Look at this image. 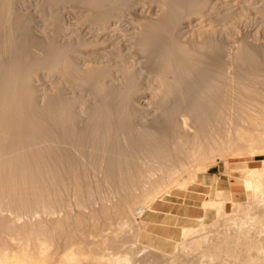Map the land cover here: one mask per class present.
<instances>
[{"label":"rangeland","instance_id":"374dc122","mask_svg":"<svg viewBox=\"0 0 264 264\" xmlns=\"http://www.w3.org/2000/svg\"><path fill=\"white\" fill-rule=\"evenodd\" d=\"M98 1L102 0L77 2L85 6ZM122 1L126 9L115 14L120 21H108L106 26L111 27L110 35L120 27L126 41L107 35L87 37L89 45L61 56L57 65L55 57L36 50L0 52L3 255L7 247L16 251L23 247L32 256L56 262L72 243L76 250L89 252L90 242H97L89 253L98 255L101 242L114 251L127 250L134 242L133 250L141 246L147 250L139 264H161V253L172 252L183 227H196L200 217L206 224L213 222L215 211L205 210L202 204L215 196L214 187L223 189L217 199H229L231 183L242 177L238 169L261 166L264 144L258 135L262 131L264 137V119L261 123L258 119L264 117L259 109L264 107V0H205L206 7L196 13L190 8L193 0ZM1 2L5 11L12 8L9 0ZM37 2L28 1V7H17L18 12L36 14ZM55 15L67 25L77 19L64 11ZM88 15L82 8L77 17ZM168 19L181 20L170 37L167 29L162 31ZM24 21L30 23L27 17ZM42 23L30 24V35L21 41L39 35L46 28ZM75 33L69 30L59 40H72ZM166 33L175 53L148 60L146 41L154 36L161 40ZM143 40L144 48L140 47ZM136 43H142L143 51L136 50ZM203 48L213 49L214 58L201 65ZM260 55L257 72L258 62L253 65V60ZM246 65L251 70L250 86L247 71L242 70ZM195 74L194 79L202 78L205 86L202 112L185 101L187 91L195 89ZM246 81L254 96L249 112L240 105L244 92L238 83ZM252 118L260 125L259 134ZM226 156L233 169L224 165ZM194 169L199 172L189 176ZM235 199L244 200V195ZM9 237L14 242H8ZM148 246L159 250L151 252ZM213 251L205 256L217 255ZM184 253L177 252V260L199 262L201 254L195 253L197 262H191L192 254ZM222 255L212 257L231 264L228 260L233 258L226 256V262Z\"/></svg>","mask_w":264,"mask_h":264},{"label":"bare ground","instance_id":"6f19581e","mask_svg":"<svg viewBox=\"0 0 264 264\" xmlns=\"http://www.w3.org/2000/svg\"><path fill=\"white\" fill-rule=\"evenodd\" d=\"M28 1H31V0H9V4L12 3V5H11L12 8H8L7 11H5L4 6L0 0V52L4 51V53L7 54L13 50H20V51H24V52L36 50L38 52L44 53L47 57H52V56L55 57V59H56L55 64L57 65L59 63L61 56L74 54L75 51H79L82 48H84L86 46V44L89 45L88 43H90V42H88V43L85 42V38H87V37L90 38L92 36L100 37V36L107 35L108 39L113 38L116 40L117 38L120 37L121 41L122 40L126 41L125 35L121 34L124 31L122 32L120 27H118V29H119L118 32L116 31L117 32L116 34L118 35V37H117V35L114 33H113L114 35L113 34L110 35L107 31L111 27L109 28L106 26V23L108 21H111V22L112 21H114V22L120 21L118 19L117 15H115V14H119L121 11V8H122L121 6L125 5V2H123L122 0H104V1L102 0L100 2L98 1L95 4L92 2L93 5H90L89 3L88 4L85 3V6L79 5L81 0H38V2H37L38 5H34V7L36 9L35 10L36 14L18 12V8H21L22 6H26ZM88 1H90V0H88ZM190 2H191V0H190ZM206 2L207 1H205V0H193L192 4H191L192 6H190V8L193 11V13H196L198 11L203 10L206 7ZM86 4H87V6H86ZM26 7H28V6H26ZM82 8L84 9V11L87 10L90 12V15H88L89 17H84V16L83 17L81 16V18L77 17V16H80V11H82ZM125 9L122 8V10H125ZM63 11H64V13H67V14L69 13L70 18H72L71 16L76 15L77 19H75V21H73L71 24L69 23L70 25H67V22L63 21V19L57 18L55 15L56 13H62ZM37 13H38V15H37ZM25 14H27L28 16ZM24 15L28 18V20H30V23H27L26 21H24V20H26V17ZM81 15H82V13H81ZM36 18L39 20H37ZM180 19H182V18H180ZM180 19L176 20V21H173V20L170 21V19H168L167 20L168 22L166 21L167 26H166V28L163 26L165 29H163L162 31L165 32V30L167 29L166 30L167 33H168V31H169V34L171 33V35H169V37L172 36L173 30H175L176 27L180 26V22H181ZM121 20H123V19H121ZM126 21H124V22H126ZM38 22H41V23L43 22L42 24H44V27L46 26V28H44L45 30L43 29L42 32L39 33V35L34 36L33 40L22 42L21 40H22V38H24V36L26 34L30 35V33L28 31L29 25L31 24L34 26L35 23H38ZM128 24H129V22H128ZM69 30H70V32L75 31L76 37L72 40L67 39L64 42L59 40V39H61L59 37L64 36L67 31L69 32ZM167 33H166L167 36H165V34L162 36H164V38L165 37L169 38ZM119 34H120V36H119ZM155 37L156 36H154V38H151L150 41H146L147 45L145 44V41L143 40L144 41V42H142L143 44L139 43V45H138V43H136L134 47L136 48V50L138 49L139 51H143V50H140L139 48L140 47L144 48L145 46H143V45H146L147 47H145V48H147V49L144 50V53L147 54L146 56H147L148 60L152 57L156 58V56H158V54H160L162 57L165 56L167 58L171 54L175 53L176 48L174 46L173 41H172V43H173L172 44L169 42V39L167 40V38H165V39L163 38L161 40L160 39L158 40ZM138 41L141 42V40H138ZM141 44H142V46H140ZM91 46H92V44H91ZM143 48H141V49H143ZM213 51H214L213 49H211V50L206 49L205 50V48H203V52H201V57L199 59V64L202 65L208 59L214 58L213 57V55H214ZM244 58H246V57H244ZM254 60H253V62H254L253 65L256 62H258L257 64L254 65L255 66L254 71L258 72L259 68H260L258 66L260 65L259 61L261 60V55H260V59L254 58ZM6 62H7V59H6ZM244 62H246V61H244ZM262 65H264V64H262ZM246 66L247 67L242 68V70L247 71L248 76H246V77L249 78V79L247 78V80H249L248 85L250 86V81L252 80V79L250 80V71H251L250 65H246ZM254 66H253V68H254ZM194 72H193V74H194ZM194 76L197 77L196 74L192 75V77H193L192 79H194ZM196 77H195V79H196ZM195 79L192 80V82L194 81V86H195V89L193 90V92H192V89H190L193 86L192 85L190 86V84H188V86H190V88H189L190 90L187 91L188 94H186L185 101H187V104H190L192 102L191 104H193V107H195V110H197L196 112H198V111H201L200 109L204 105L202 94H203V92H205V91H203V88L205 86L203 84V81H200L202 78L200 80L196 79V81H195ZM254 83H256V82H254ZM238 84H239L240 92L241 91L244 92V93L241 92L242 93L241 94L242 99H241L240 105H242V106L245 105V106H243V108H241V110L244 111L247 109L249 112L251 110L249 107L250 101H251V99H253L254 96L251 94L250 88L247 89V87H246L247 81L246 82H240ZM254 100H255V98H254ZM253 104L255 106V101ZM260 106L262 107V105H260ZM190 107H192V106H190ZM193 107L190 109H193ZM204 107H205V105H204ZM244 107H246V109H244ZM251 107H253V106H251ZM216 108L217 107H215V110H216ZM4 109H5V106H4ZM259 109L261 110V113L264 115V107H262V109L259 107ZM217 110H218V108H217ZM252 111L255 112L256 110L252 109ZM191 113H192V111H191ZM248 114H250V113H248ZM262 114H260V115H262ZM196 115H198V114H196ZM250 115H252V114H250ZM182 117H183V115H182ZM250 117H249V119H250ZM257 117H258V115H257ZM261 117H259V119H258L259 123H261L262 119H264V117L263 118H261ZM184 118H186V117H184ZM260 119H261V122H260ZM251 120H253V118ZM186 122H187V120H186ZM253 122H254V120H253ZM182 123L185 125V121ZM254 123H252V124H254ZM256 123H255V125H256ZM259 123H258V125H256V127L260 126ZM262 124H264V123H262ZM262 124H261V127L264 129V126H262ZM258 127L255 130L256 132L258 131L257 130ZM197 128H198V126H197ZM247 129H248V127H247ZM252 130L254 132V128ZM259 130L261 131V128ZM260 131H258L257 133L259 134ZM256 132H254V133H256ZM244 133H247V132L244 131ZM261 133H262V131H261ZM261 133L258 135V137H260L262 139L263 144H264V140H263L264 137L260 136ZM250 135H252V134L251 133L248 134L247 137ZM240 136H241V134H240ZM255 136H257V135H255ZM262 136H264V130H263ZM242 137L244 138V136H242ZM239 138L241 139V137H239ZM245 138H246V135H245ZM248 138H246V140ZM250 139H248L249 143L251 141ZM238 141H240V140L238 139ZM256 150H258V149H256ZM261 150L260 151L262 152V154L264 156V147H262ZM251 156H253V155H251ZM260 162H261L260 167L249 168L248 166H243L240 169H238L242 172V177H240L236 182L231 183L232 186L229 188V195H230L229 199H226V200L225 199H217L216 198L217 195H223V189H219L218 187H214V189L212 191H213V194L215 196L209 197L208 199L206 198V200H204L203 204H202V206L205 210L206 209L207 210L213 209L215 211V217H214L213 222H211V224H206L205 222L202 221V219L200 217V218H198L199 224L196 227H183L181 229L180 240L173 243L172 252L169 254L161 253L162 256L160 255V257L161 258L163 257L162 259L160 258L161 262H162L161 264H177V262H178V264H184L185 262H182V259L177 260V258L175 257L176 253L180 252V251H182L183 253L185 252V253L192 254L191 256L193 258L191 257L192 258L191 262L196 261L195 260L196 256L194 255L195 253H197L196 255H198V257H199V254H201V256H200L201 258L199 257V260H197L199 262L195 263V264H214L213 262L216 260V258H213V257L219 255V253H220V255H221V253L224 254V255H222V256H224L223 259H225L226 256L228 257V259L233 258V260L231 259L232 261L228 260V262L229 263L231 262V264H264V158ZM224 163H225L224 165L229 170L233 169V167L231 166L232 163L227 158V156L224 157ZM198 172H199L198 169L190 170L189 176L193 177ZM232 187L239 188V190H237V192H236L232 189ZM240 193L244 195V200L235 199V196L240 194ZM152 199H153V197H152ZM137 210L140 213L142 211V208H137ZM130 220L131 219H129V221ZM124 224H127V223H124ZM130 224H132V223H130ZM128 233H129V229H128ZM7 240H8V242H14V239L12 237H9V239H7ZM90 243H89L90 246H92L93 244L96 245L97 242L96 243L90 242ZM43 244H44L43 242H41L39 244V246L37 244L39 251L43 250V247H42ZM97 245L98 246L102 245V249L100 248L101 253L98 255L97 254L91 255L90 253L92 252V250H91L92 248H90V246L89 247L87 246V250H89V249L91 250V251L89 250V252H90L89 253L88 251H85V250L84 251L76 250L74 243H72V244H70V246H68V248H66V250H64L59 255L56 262L47 261L44 258L32 256V254H29L28 252L26 253L25 250L23 249V247H22V249L20 247V250H18V251H16L13 248L10 249L7 247L5 249V253H4L5 256L3 255L2 252H0V253H2V255L4 257L3 259H1L2 256H0V264H139L140 260L143 263L142 259H140L141 255L145 251L147 254L146 246L145 247L141 246L139 250L136 249L137 251L133 250V247L135 248V246H133V245H135L134 242L132 244L130 243L129 248L126 247L127 250H123V251L122 250L120 251L118 249L120 247L117 248L118 251L112 250L111 248L108 247L106 242H101L100 244H97ZM121 245H122V243H121ZM123 245H124V243H123ZM123 245H122V247H123ZM136 246H138V245L136 244ZM5 247L6 246H4V248ZM93 247H94V245H93ZM115 247H113V248H115ZM148 247H150L148 249L150 251L151 246H148ZM96 248H98V247H96ZM221 248H224V249L221 250ZM44 250H45V248H44ZM154 250H151V252ZM158 250L159 249L157 248V251ZM212 250L217 252L216 253L217 255L214 256L211 254V257H210V255H207L208 257H206L205 255L207 253L212 252ZM214 251H213V254H215ZM44 252H42V253H44ZM39 253H41V251ZM189 254H187L188 257H189ZM222 256H221V258H222ZM142 257H145V256H142ZM227 257H226L225 261L227 260ZM154 258H156V257H154ZM218 259H219V261L217 260L218 262H216V261L215 262L217 264H219V262H220V264H221V261H220L221 259L220 258H218ZM225 261H223V262H225ZM144 262H145V260H144ZM153 263H154V261H151V263H149V264H153ZM144 264H146V263H144ZM189 264H191V263H189Z\"/></svg>","mask_w":264,"mask_h":264}]
</instances>
